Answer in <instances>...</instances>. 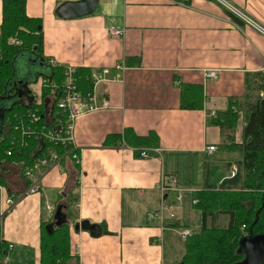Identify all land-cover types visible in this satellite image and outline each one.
Instances as JSON below:
<instances>
[{"label": "crops", "instance_id": "0c3cea01", "mask_svg": "<svg viewBox=\"0 0 264 264\" xmlns=\"http://www.w3.org/2000/svg\"><path fill=\"white\" fill-rule=\"evenodd\" d=\"M78 1L26 0V11L43 20L46 66L112 69L110 79L95 88L98 101L109 106L77 122L82 163L65 158L62 168H41L40 193L25 195L12 207L6 199L23 194L30 180L21 174V164L0 161V264L32 259L40 264L41 224L56 227L59 207L69 219L71 254L79 264H179L186 252L180 229L195 232L203 222L199 209L198 229L185 214L194 191L241 183L239 174L228 176L242 153L222 147L226 134L209 123V113L226 110L230 98L244 102L246 72L264 71V0H227L260 29L220 0H97L93 11L73 16L64 6ZM112 25L123 34L113 36ZM119 61L128 65L123 73L114 68ZM210 69L217 70V78H207ZM44 72L27 83L31 100L40 101ZM181 83L204 86L203 109L181 107ZM127 127L140 135L156 131L158 151L141 157L123 140L105 143ZM242 128L243 120L237 142ZM210 145L217 149L208 150ZM173 178L178 189L163 191L162 181L168 185ZM163 207L168 222L184 227L162 229L161 218L149 217ZM85 221L100 226L101 233L81 227ZM217 224L228 226L229 215H220ZM9 243L14 247L7 258Z\"/></svg>", "mask_w": 264, "mask_h": 264}, {"label": "trees", "instance_id": "16d2710c", "mask_svg": "<svg viewBox=\"0 0 264 264\" xmlns=\"http://www.w3.org/2000/svg\"><path fill=\"white\" fill-rule=\"evenodd\" d=\"M2 2L0 104L6 109L3 115L4 126L0 130V161L21 164L20 171L25 176L26 169L51 150L63 154L68 149V146L44 139L46 130L64 127L67 120L66 114L58 107L64 94L66 66L57 64L49 66L50 70L49 67L42 70L45 71L42 75L45 83L42 85L40 101H14L8 105L6 100L9 98L5 95L8 88L17 81L14 79L17 74V58L24 56L34 62L39 60L45 65L44 34L42 18L27 14L26 0ZM13 37L20 43H10L9 40ZM91 72L88 67L76 68L78 89L84 96L94 92ZM245 83V103L230 98L226 110L216 112L215 115L209 113V123L219 126L223 134H226L222 147L231 152L242 153V158L237 162L240 167V186L216 188L206 185L203 189L194 191L193 197L197 200L194 205L201 210L203 222L198 231L192 232L185 239L186 252L179 264H241L245 258L241 249L243 238L251 234H264V71L246 72ZM49 98L52 102L51 108L47 110ZM205 100L203 85L180 84L182 108L203 109ZM33 112H38L41 116L35 123L31 122ZM241 115L242 140L237 142L235 135ZM20 119L24 121L26 128L31 127L25 138L19 136V131L15 129L17 120ZM113 137L115 141L123 140L139 150L149 147L154 149L159 145L156 131L140 135L133 128L127 127L122 134L107 137L105 143H109ZM8 150H12V153L8 154ZM172 193L175 194L173 191ZM67 214L70 218L73 213L69 210ZM222 214L229 215L228 226L217 224L218 217ZM41 225L40 264H79L78 258L71 254L69 219L58 223L56 227L48 222ZM165 225L184 227L180 222L167 220ZM103 227L107 233L106 226Z\"/></svg>", "mask_w": 264, "mask_h": 264}, {"label": "built area", "instance_id": "2783aa9c", "mask_svg": "<svg viewBox=\"0 0 264 264\" xmlns=\"http://www.w3.org/2000/svg\"><path fill=\"white\" fill-rule=\"evenodd\" d=\"M179 1H185V0H179ZM223 2L224 5H226L230 10L241 16L246 22L249 24H252L253 26H257V24L247 17L243 12L235 8L232 4H230L227 0H220ZM259 29L260 27L257 26ZM110 31L113 36H121L124 32L123 28H120L118 26L112 25L110 26ZM264 31V30H262ZM12 44H19L20 41L17 38H11L9 40ZM76 66L74 65H68L65 67V84H64V94L63 97L58 102V107L62 112H64L67 116L66 123L64 127H54L46 130L44 132V139L46 141H50L55 144H61L62 146H68V149L63 154H60L56 151H50L48 154L40 158L38 161L35 162V164L32 167H28L25 171V176L29 178L30 183L25 192L19 197L10 196L6 199L7 204L9 207H12L14 204L18 202L19 199H21L23 196L27 194H36L40 193L42 188V178L43 175L37 174L41 168H48L50 166H59L62 168V162L65 158H70L72 161L75 162V164L80 165L82 163V156L80 154V151L77 148L76 140H75V130L77 126V122L81 116H83L86 113L96 111L99 108L107 107L109 106V103L107 101H104L103 103H100L98 101V98L95 94V88L97 87V84L99 82L105 81L110 79L112 69L110 67H104L101 69H94L91 72V78L94 81V92L84 96L80 90L78 89V79L76 77ZM114 68L120 72L123 73L127 68L128 65L125 61H119L115 64ZM206 76L207 78L214 79L217 78V70L210 69L206 70ZM45 83V79L42 78V85ZM215 111L212 112V115H215ZM41 116L38 112H33L31 116V122L35 123L39 121ZM15 129L19 131V136L21 135L23 138H25V135L29 134L31 131V127L29 126L26 128L24 121L20 119L17 120V125L15 126ZM18 139V138H17ZM26 142V139H25ZM27 144V142H26ZM208 150H215L217 149V146L210 145L207 147ZM155 150L158 151V149H151V148H145L139 150V155L141 157H148L150 155V151ZM8 154L12 153V150L7 151ZM240 172L239 164L234 162L231 164L229 169V176L228 177H235L238 176ZM163 183V191H167L168 189L177 190L178 187L176 185L175 178L172 179L171 184L166 185L165 181H162ZM194 202L196 203L197 200L195 199ZM165 209H160L159 211L155 212H149V217H159L162 219V229H166L165 225ZM175 215L172 213L169 218H174ZM192 234V230L189 228H183L180 229V235L182 238L186 239L188 236ZM14 247L13 243H9L7 246V250L5 251V256L7 258L10 257V251Z\"/></svg>", "mask_w": 264, "mask_h": 264}, {"label": "water", "instance_id": "95a60500", "mask_svg": "<svg viewBox=\"0 0 264 264\" xmlns=\"http://www.w3.org/2000/svg\"><path fill=\"white\" fill-rule=\"evenodd\" d=\"M96 5H97V0H81L78 2L66 4L64 8H66L68 12H70L71 15L80 16V15H84V14H87L93 11ZM14 79L16 80L17 77L15 76ZM22 81H24L23 85L25 84V88H26L28 81L27 80H22ZM11 83H13V81ZM9 88H8V91H9ZM7 94L5 95V97H7ZM5 109L6 107L0 104V130L2 129V126H3V115H4ZM56 216L58 217L59 220H61V222L66 220L65 214H63L61 207L57 208ZM81 227L85 229H89L94 235H99L101 233L100 226L96 224L90 225V223L87 221L83 222L81 224ZM241 246H242L241 247L242 251L245 253V258L241 264H263L264 263V234L255 235V236L251 234L250 236L243 238L241 242Z\"/></svg>", "mask_w": 264, "mask_h": 264}, {"label": "rangeland", "instance_id": "374dc122", "mask_svg": "<svg viewBox=\"0 0 264 264\" xmlns=\"http://www.w3.org/2000/svg\"><path fill=\"white\" fill-rule=\"evenodd\" d=\"M20 65H24V67L20 66ZM15 66H16V70H17V74H16L17 81L15 82V84L11 85L9 88V91L7 94V98H9V99L6 100L8 105H10L14 101H18V99L22 100L24 102H28L29 100H31L32 93H30L29 91L27 93L26 88H25L26 91L22 92L21 94L19 93L20 96L17 95L18 91H19L18 88L20 89L21 84H23L22 79L29 81L36 74L37 70L41 71L43 69L48 68V66L42 65L41 61L37 60L34 62V61L30 60L29 58H26L24 56H19L17 58V60L15 61ZM242 116L243 115H241V119L238 123V127H237L236 131L239 130V125L242 123ZM4 128H6V126ZM238 178L240 179V176H238ZM184 192H189V191L184 190L183 193ZM189 193H191V192H189ZM192 195H193V193H192ZM193 200H192V197L189 199L188 207H186V209H185V214H186L187 219L189 221H191L188 224L191 225L192 227L198 229V227H200V225H201V215H200V211L198 210V208L194 205ZM31 261H33L35 263L34 259H32ZM11 264H13V263H11Z\"/></svg>", "mask_w": 264, "mask_h": 264}, {"label": "flooded vegetation", "instance_id": "af4514ba", "mask_svg": "<svg viewBox=\"0 0 264 264\" xmlns=\"http://www.w3.org/2000/svg\"><path fill=\"white\" fill-rule=\"evenodd\" d=\"M18 94L21 92H24V91H26V89H25V84L23 85V84H21V86H20V89L18 88Z\"/></svg>", "mask_w": 264, "mask_h": 264}]
</instances>
